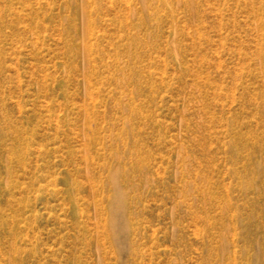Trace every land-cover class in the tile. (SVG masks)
Returning a JSON list of instances; mask_svg holds the SVG:
<instances>
[{"label": "rangeland", "instance_id": "obj_1", "mask_svg": "<svg viewBox=\"0 0 264 264\" xmlns=\"http://www.w3.org/2000/svg\"><path fill=\"white\" fill-rule=\"evenodd\" d=\"M0 264H264V0H0Z\"/></svg>", "mask_w": 264, "mask_h": 264}, {"label": "bare ground", "instance_id": "obj_2", "mask_svg": "<svg viewBox=\"0 0 264 264\" xmlns=\"http://www.w3.org/2000/svg\"><path fill=\"white\" fill-rule=\"evenodd\" d=\"M118 177V172L112 171L108 180L110 195L107 199L104 229L110 242L120 246L131 228L127 224L129 219L127 209L130 208V202L126 192L118 184ZM14 255L12 253V259Z\"/></svg>", "mask_w": 264, "mask_h": 264}]
</instances>
